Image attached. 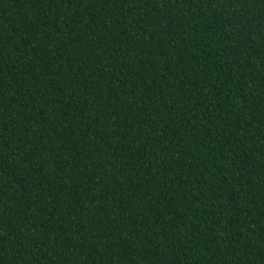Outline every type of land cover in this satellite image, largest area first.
<instances>
[{
	"label": "trees",
	"instance_id": "obj_1",
	"mask_svg": "<svg viewBox=\"0 0 264 264\" xmlns=\"http://www.w3.org/2000/svg\"><path fill=\"white\" fill-rule=\"evenodd\" d=\"M0 264H264V0H0Z\"/></svg>",
	"mask_w": 264,
	"mask_h": 264
}]
</instances>
